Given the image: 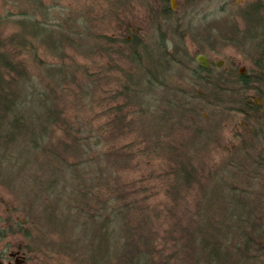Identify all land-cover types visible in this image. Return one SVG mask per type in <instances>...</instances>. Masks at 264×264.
<instances>
[{"label":"rangeland","instance_id":"374dc122","mask_svg":"<svg viewBox=\"0 0 264 264\" xmlns=\"http://www.w3.org/2000/svg\"><path fill=\"white\" fill-rule=\"evenodd\" d=\"M255 2L259 4L258 16L264 20V0H192L190 7H184V0H174V10L178 12L162 24L163 31L160 34L155 32L149 22L148 9L141 6L139 0L125 5L107 0H0V39L13 41L15 35L22 34L23 26L27 28V34L24 33L27 45L17 47L8 43L11 51H18V59L23 62L26 70V80L19 83L26 91L25 105L30 102L29 105L38 111H42V105L47 108L42 99L32 97L48 87L46 91L51 101H48V107L58 111V119L43 146L44 150L48 147L56 150L55 159L48 152L36 151L34 155L29 142L16 141L5 150L0 147V225L4 224L5 217L10 213L13 216L19 215L18 220L22 217L33 220V247L39 264L99 262L101 251H104V246L99 245V235L90 237L92 230L94 233V225L88 223L87 217L78 214L73 205L77 206L75 202L80 201L78 199L89 206L96 204L95 200L90 199L93 194L83 196L81 192L83 188H90L91 184L105 178L113 190L108 193L92 188L91 193L103 200L112 198V206L117 196L114 187L127 199H135L136 204L143 208L135 212L138 218L128 212H124V217L128 222L131 217L133 225H139L137 221H140L155 246L157 242L159 244L158 237L162 230L167 227L162 209L164 193L159 188L161 180L157 177L160 172L158 169L164 168L166 163L163 155L151 160L133 158L117 168H106L108 163L103 158L95 160L99 154L112 148L127 151V145L139 137L140 131L132 133L123 128L121 135L116 132L114 123L118 115L113 107H118L123 101L120 85L126 82V75L131 72L135 74L137 68L133 63L119 59L113 52L115 48L122 47V43L113 40V44L108 45L100 36L106 35L118 40L122 36L127 37V40L136 37L140 42L139 53L143 55L141 46L147 50L144 59L149 61L146 63H154L155 55L159 57L161 54L163 67L158 69L156 84L148 91L147 88L141 89L145 97L143 100L154 102L157 106L155 112L159 113L163 108L162 98L178 96V87L185 92H181L183 95H196L195 91L204 95L205 89L194 86L191 78L197 66V54L208 58L214 72L216 68L236 73L243 69L245 75H252L256 69L258 53L253 42L245 37L248 25L243 14ZM24 12L31 16L30 19L40 22L46 20L45 28H51V34L35 29L33 23L22 24ZM56 23H62L63 27L57 30ZM70 23L73 25L71 28L79 34H67L71 38L65 37L64 41L60 40V44H56L55 40L60 37L58 32L62 29L66 31ZM230 37L235 42L225 40ZM162 50L167 52L166 58ZM191 57L195 60L194 64H188ZM218 61H221L220 66H216ZM140 85L129 84V89L139 90ZM149 92L151 98L148 97ZM247 94L248 98L257 97L252 91ZM224 95L227 96V93ZM141 96L138 94L136 98ZM199 102L196 107L201 116L209 119L197 121L201 133L205 135V143L193 144L198 146L194 149L193 145L187 147L185 144L183 147L195 154L198 149L191 161L195 167L204 165V168H210L213 172H223L230 160L237 159L236 155L229 153H235L240 142L242 116L227 109H218L214 114L216 106ZM130 109L136 110L130 106L123 108L128 118L131 117L128 115ZM181 125L177 124L164 135L168 134L166 136L170 139L181 138L182 134L191 130L190 126ZM70 135L87 138L83 141L86 145L81 144L83 142L79 144V154H68L62 150L63 143L71 142ZM171 145L173 148L179 147L177 143ZM131 148L141 150L144 144ZM131 148L129 150H133ZM257 152H245L251 155V162H247L248 166L244 167L250 177L239 183L234 180L229 182L234 188L261 196L264 195V168L252 162ZM64 162L74 164L75 175L66 169ZM99 172L105 176L103 179L97 176ZM256 175L258 178L254 177ZM203 181L207 179L204 177ZM198 189L196 186L192 188L188 197L190 201H195ZM260 209L264 221V202ZM148 220L151 222L148 223ZM108 243L111 244V240ZM76 257L83 259L81 261ZM106 262L114 264L113 256Z\"/></svg>","mask_w":264,"mask_h":264},{"label":"trees","instance_id":"16d2710c","mask_svg":"<svg viewBox=\"0 0 264 264\" xmlns=\"http://www.w3.org/2000/svg\"><path fill=\"white\" fill-rule=\"evenodd\" d=\"M107 1L125 5L137 0ZM139 1L141 6L147 7L149 22L154 26L155 32L160 34L163 31L162 24L176 16L178 12L171 9L169 0ZM191 2L192 0H184V7H190ZM258 9L259 4L255 2L246 8L243 14V19L248 25L245 37L250 39L254 48L257 49L258 59H255V65L258 66V70L253 71L252 75L238 74L232 70L217 68L214 72L211 70L212 65L202 68L197 63L192 71V83L194 86L203 87L204 95L196 91V95H183L181 93L183 91L178 87V96L162 98L163 103L161 101L160 103L163 108L159 110V113L155 112L157 106L154 105V102L143 100L145 97L141 89L147 88L148 91L156 84L158 69L163 67L161 54V58L157 56L158 54L155 55L154 63H146L149 61V59H144V53L147 50L145 46H141V49L144 50L143 55L139 53L140 42L131 32L130 34L133 36L131 40H127V37L124 36L120 40L106 37V35L100 36L107 41L108 45L114 41L122 43V47L115 48L113 52L119 59L133 63L137 68L136 73L127 74L126 82L120 85L121 100L123 101L119 103L118 107H113L114 112L118 115L114 123L116 132L121 135L123 128L132 133L136 130L140 131L138 132L139 137H135L127 145V151L112 148L104 154H99L95 160L103 158L108 163L106 168L110 166L117 168L133 158L151 160L155 159V156L163 155L166 158V163L164 168L158 169L160 172L157 177L161 180L159 188L164 193L165 201L162 209L167 227L162 230L158 237L159 244L157 242L155 246L153 241L147 237L145 227L143 228L140 221H137L139 225H133L130 222L132 221L131 217H129V222L124 217V212H128L136 219L138 218L139 215L135 212L142 211L143 208L136 204L137 201L132 197L127 199L114 187L117 196L114 198L112 206V198L103 200L91 193L92 188L93 190L111 192L113 189L108 182L106 183V178L100 182L97 181V183L93 182L92 187L83 188L84 191L81 194L83 196L93 194L90 199L95 200L96 204L89 206L78 199L80 201L75 202L77 206L73 205V209L77 210L78 214L87 217L90 221L88 223L94 225V233L92 230L90 237L99 235V245L104 246L99 262L92 264H108L106 260L111 256H113L114 264H264V221L260 211L264 195L246 193L232 187L229 182V180H234L235 183L237 181L239 183L250 177V173L244 167L248 166L247 162H251V155H246L245 152L257 150V155L252 161L253 165L257 163L260 165L259 167L264 168V90H262L264 89V20L258 16ZM22 15L24 16L22 24L33 23L35 29L39 31L45 30L50 33L52 30L45 28L46 20L40 22L30 19L31 16L27 12ZM55 27L59 30L63 26L62 23H56ZM71 27L73 28L72 23L66 27V31L62 29L60 33L58 32L60 37L55 40L56 44H60V40L64 41L65 37L68 39L72 35L79 34ZM26 29L23 26L22 34L15 35L13 41L0 39V147L5 150L13 142H29L34 155L36 151L48 152L47 154L55 159L57 157L56 150L50 147L45 150L43 148L45 139L58 119V111L48 107V101L51 102L49 92L46 91L48 87H45L43 92H32V94L36 93L32 99H42V103L47 108L40 104L42 111H38L29 105L30 102L25 105L27 100H25L24 92L26 91L19 83L26 80V70L23 62L18 59L20 56L18 51H11L8 47V43L17 47L27 45L28 42L24 34H27ZM67 34L70 36H66ZM233 35L236 36V32ZM225 40L235 42L231 37ZM108 50L111 51V48L109 47ZM162 55L165 58L168 56L165 50H162ZM194 61V58L191 57L188 59V64H194ZM129 84L140 85L141 88L139 90L131 88L130 90ZM249 91L261 99L262 106L255 104L254 97L250 98L252 102H247ZM225 93L227 96L224 95ZM138 94L142 95L139 99L136 98ZM150 96L149 92L148 97ZM197 101L216 106L214 114L218 112V109H227L236 111L242 116L243 125L240 126L243 132L240 133V142L236 146L237 149L234 150L235 153H229L232 156L236 155L237 159L230 160L223 172L218 170L213 172L210 168H204V165L198 169L191 163L192 157L196 156L198 149L195 150V154L194 151L192 153L183 147L185 144L188 147V145H204L205 143V135L201 133L197 121L198 119L202 121L209 119L201 116L196 107ZM128 106L136 108V110L128 111V115L131 116L129 118L123 110ZM177 124L188 125L191 130L189 129L187 134H182V137L177 139L168 138L166 136L168 134L164 135L166 131L175 128ZM69 137L71 142L63 143V152L79 154L81 151L79 144L87 138L73 135ZM171 143H177L179 147L173 148ZM142 144H144V148L141 150L131 148ZM194 145L193 149L198 148ZM130 148L133 150H129ZM65 166L75 175L74 164L70 165L66 162ZM97 176L101 179L105 177L100 172ZM204 177L207 179L205 182L203 181ZM254 177L258 178V175ZM195 186L199 188V192L193 202L188 197ZM85 210L89 212L86 213ZM147 222L150 223L151 220ZM109 230H112V233ZM109 240H111V244L108 243ZM68 249L71 248L68 247ZM77 259L82 261L83 258Z\"/></svg>","mask_w":264,"mask_h":264},{"label":"flooded vegetation","instance_id":"af4514ba","mask_svg":"<svg viewBox=\"0 0 264 264\" xmlns=\"http://www.w3.org/2000/svg\"><path fill=\"white\" fill-rule=\"evenodd\" d=\"M255 67L256 72L258 66ZM243 71L241 69L238 73L244 74ZM254 99L256 105L262 106L260 98L254 97ZM250 100L249 98L247 102H252ZM16 216L8 214L3 221L4 224L0 225V264H39V258H36L33 247V220L23 217L18 220L19 215Z\"/></svg>","mask_w":264,"mask_h":264},{"label":"water","instance_id":"95a60500","mask_svg":"<svg viewBox=\"0 0 264 264\" xmlns=\"http://www.w3.org/2000/svg\"><path fill=\"white\" fill-rule=\"evenodd\" d=\"M170 5H171V9H175L174 0H170ZM195 59L200 64V66L203 67V68H205V67H207L209 65L208 59L202 54H197ZM220 65H221V61H218L216 63V66H220Z\"/></svg>","mask_w":264,"mask_h":264},{"label":"bare ground","instance_id":"6f19581e","mask_svg":"<svg viewBox=\"0 0 264 264\" xmlns=\"http://www.w3.org/2000/svg\"><path fill=\"white\" fill-rule=\"evenodd\" d=\"M170 7H171V5H170ZM197 56V55H196ZM196 58V57H195ZM196 60V59H195Z\"/></svg>","mask_w":264,"mask_h":264}]
</instances>
